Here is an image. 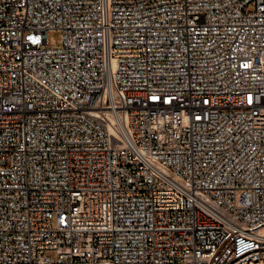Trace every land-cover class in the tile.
Masks as SVG:
<instances>
[{"label": "built area", "instance_id": "obj_1", "mask_svg": "<svg viewBox=\"0 0 264 264\" xmlns=\"http://www.w3.org/2000/svg\"><path fill=\"white\" fill-rule=\"evenodd\" d=\"M250 262L264 0H0V264Z\"/></svg>", "mask_w": 264, "mask_h": 264}, {"label": "rangeland", "instance_id": "obj_2", "mask_svg": "<svg viewBox=\"0 0 264 264\" xmlns=\"http://www.w3.org/2000/svg\"><path fill=\"white\" fill-rule=\"evenodd\" d=\"M60 32L57 30H54L46 35L47 38V45L50 47H55L59 45L60 43Z\"/></svg>", "mask_w": 264, "mask_h": 264}, {"label": "bare ground", "instance_id": "obj_3", "mask_svg": "<svg viewBox=\"0 0 264 264\" xmlns=\"http://www.w3.org/2000/svg\"><path fill=\"white\" fill-rule=\"evenodd\" d=\"M249 264H261L260 262H250Z\"/></svg>", "mask_w": 264, "mask_h": 264}]
</instances>
